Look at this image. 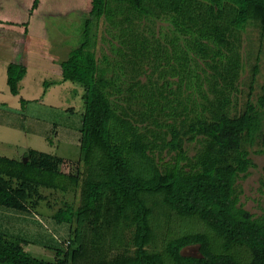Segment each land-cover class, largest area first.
<instances>
[{
  "label": "trees",
  "instance_id": "obj_1",
  "mask_svg": "<svg viewBox=\"0 0 264 264\" xmlns=\"http://www.w3.org/2000/svg\"><path fill=\"white\" fill-rule=\"evenodd\" d=\"M163 17L171 28L161 38L150 29ZM102 19L117 30L121 59L104 55L100 65L95 50ZM91 22L97 26L93 41ZM251 24L264 34V0H92L85 41L62 61V79L45 84L46 90L66 81L83 88L77 172H63V157L31 147L18 159L0 154V205L38 213L47 194L58 193L61 205L52 218L69 225L68 241L52 247L55 258L49 261L0 231V264H264V213L246 209L237 192L239 177L257 167L252 153L264 152L254 148L256 139L264 140V84L255 100L251 86L242 110L232 106L243 67L242 32ZM76 51H92L87 78L67 73ZM196 56L211 59L206 63L212 74ZM145 60H156L163 78L179 77L178 94L194 88L204 100L194 95L189 108L178 99L186 117L179 122L183 130L168 126L170 140L151 125L162 126L158 110L177 107L169 99L160 102L174 92L172 82L166 77L153 87L124 72L126 63L137 72ZM26 72L22 64L8 66L13 95L20 94ZM257 72L254 66L252 81ZM186 135L199 144L192 156L184 148ZM159 138L178 151L175 162H158ZM157 195L166 206L159 211ZM169 213L178 221L193 220L198 229L175 232L173 222L163 223ZM158 242L166 245V256ZM192 245H199L200 255L183 254Z\"/></svg>",
  "mask_w": 264,
  "mask_h": 264
},
{
  "label": "rangeland",
  "instance_id": "obj_2",
  "mask_svg": "<svg viewBox=\"0 0 264 264\" xmlns=\"http://www.w3.org/2000/svg\"><path fill=\"white\" fill-rule=\"evenodd\" d=\"M8 2L5 4V10L8 7ZM34 2L35 0L10 1L17 13H23L24 19L20 21L38 24L42 33L39 34L38 31L37 36L42 38L41 35L45 33L48 39L50 38V34H52L54 43L52 42L51 45L55 50H59L60 46L57 39H59V33L61 32L69 33V36L66 35V39H69V42L67 43L65 40V50L60 49V53L66 56L72 50H78L82 41L86 39L85 31L88 29L87 19L91 10L90 0H39L41 4L38 10H35ZM23 7L25 9L24 12L21 11ZM170 26V22L163 17V20H157V22L151 25L150 31L151 33H156L157 37L162 38L165 32H170ZM89 27L91 31L89 39L93 41L95 39L96 23L91 22ZM146 33L149 32L146 31ZM116 35L117 30L106 23L105 19H102L97 30V45L95 50L100 65L104 64L102 61L104 55H108L110 57L109 60H113V62L115 58L121 59L115 53V49L121 46L119 44L120 39L116 38ZM9 37L8 35L6 38ZM240 50L243 67L239 80L236 83L237 88L232 90V106H235L238 109L237 111L244 108L251 92V86H253V97L255 100L261 93V87L264 84V34H262V31L256 24L249 25L242 32ZM91 53L92 51L81 54L78 51L74 52V60H72L71 66L67 69V73L76 72L87 78L89 75L88 64L92 56ZM194 59L200 62L202 68H205L206 74H212L213 69L206 63L208 61L211 62L210 58L204 60V58L201 57L200 59L199 56H196ZM254 66L258 67V72L255 81H252L251 77ZM158 71L156 60L155 62L153 60H145L137 72H134L132 67H128L126 63L124 70L127 77L137 73L135 79L145 83L152 82L153 87H161L166 77L172 82L170 87H172L171 89L174 92H163L166 99L160 98V102L163 103L169 99L172 102V106L177 107L175 109H173L174 107H166L164 111L158 110L155 113V117L159 119L162 126L158 128L154 123L151 125L156 132H161L162 138L170 140L171 135L169 134L168 126L176 124L180 130H183L179 122L182 118L186 117L182 109L183 105H180V107L178 105V99L180 98V101L189 108L192 106L194 95L197 97L198 102H203L204 100L196 93L194 88L184 91L181 95L178 94L177 90L180 88L179 77L167 75L163 78L160 75V71ZM44 72L31 73V81L28 83L29 87L24 88L21 93L22 95L16 98L10 96L8 100H4L3 104H0V120H2L0 126V154L18 159L22 158L21 148L26 147L27 149L28 147H32L63 157L61 170L75 174L80 166L83 88L77 83L68 81L64 84L53 82L54 84L51 86L52 88H56L55 91L57 92L50 93L49 89L46 90L45 88L46 82L59 80V77L48 74V69H45ZM198 72L202 73L200 69ZM202 83L203 88L208 90L207 80L203 79ZM182 84L181 88H183ZM183 85L185 86V83ZM126 86H128V83ZM62 91L64 92L65 99L63 98ZM22 99L27 101L24 103L21 101ZM181 111L182 114L179 116L174 114V112ZM20 122L22 123L20 126L23 129L17 127ZM150 137L153 138L152 135ZM188 137V135L183 136L184 148L192 156L195 154L199 144L196 141H189ZM162 138L157 140L158 146L154 150L156 159L160 164L175 162L178 151L171 149ZM263 142L264 140L261 138L256 139L254 148L264 151ZM251 156L257 167L250 168L248 176L242 175L239 177L237 192L241 203L246 209L256 215H261L264 213V186L261 184L264 152L260 154L252 153ZM45 193L49 192L46 191ZM57 196L58 193L54 195L47 194V201L43 202L42 206H40V208H43V211L40 210L38 213L19 212L0 205V231L8 236L20 239L24 247L35 256L49 261L53 260L55 258V250L52 247L62 245L64 247V243L68 241L67 235L69 234H67L69 225L57 223L52 218V214L61 205L57 201ZM162 199L161 195H157L154 199L158 202V204H155V208L158 211L162 207H166L162 205ZM179 221L174 214L170 215V213L169 216L163 219V223H174L175 232L187 233L198 229L199 225H196L191 219L186 218V220ZM159 233L162 238L163 231L161 228L159 229ZM156 239L158 240V237ZM157 247L161 248L160 251L162 252L160 253L166 256L164 252L166 245L162 249V243L158 242ZM182 252L185 255L198 256L200 255L199 245L187 246Z\"/></svg>",
  "mask_w": 264,
  "mask_h": 264
},
{
  "label": "crops",
  "instance_id": "obj_3",
  "mask_svg": "<svg viewBox=\"0 0 264 264\" xmlns=\"http://www.w3.org/2000/svg\"><path fill=\"white\" fill-rule=\"evenodd\" d=\"M10 1L12 0H9V2L8 0H0V104H3L4 100H8L10 96L14 98L21 96L24 88L29 87L28 83L31 81V73L40 71L45 73L44 70L48 69V74H52L56 77L58 76L59 80L62 79V76L65 75L62 61L66 59L67 55H62L60 49L65 50V40L67 43L69 42V39H66V35L69 36V33H59L60 40L57 39V41L60 47L59 50H55L51 45L52 42L54 43L52 34L49 33L50 38L48 39L45 33L41 35L42 38L37 36L38 31L39 34L42 33L38 24L29 23L27 21L23 23L20 21L24 19V15L23 13H17L15 11L16 9H13L14 5H12ZM91 1L92 0H90V2ZM7 2L8 7L5 10V4ZM40 4L39 2L35 10L39 9ZM24 10L23 7L21 11L24 12ZM8 35L10 37L6 38ZM10 64H22L27 69L25 77L20 82L19 95H13L9 89L7 69ZM48 89L50 93L57 92L55 91L56 88H52V86ZM62 93L65 99L64 92L62 91ZM1 124L2 120H0V126ZM20 124L22 123L20 122L17 125L19 129L21 127ZM21 129L23 128L21 127ZM27 149L26 147L23 149L21 148L22 152H20L24 154Z\"/></svg>",
  "mask_w": 264,
  "mask_h": 264
}]
</instances>
